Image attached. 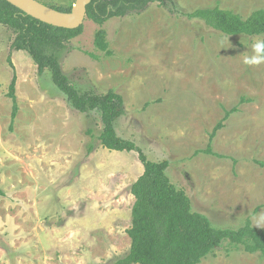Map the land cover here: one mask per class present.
Returning <instances> with one entry per match:
<instances>
[{"label":"rangeland","instance_id":"1","mask_svg":"<svg viewBox=\"0 0 264 264\" xmlns=\"http://www.w3.org/2000/svg\"><path fill=\"white\" fill-rule=\"evenodd\" d=\"M217 4L245 18L264 8V0H161L103 27L87 19L60 63L78 90L123 96L118 135L151 162H169L167 176L194 212L219 229L251 219L264 230L263 37L229 38L186 17ZM100 29L111 56L95 45ZM14 39L0 25V264H115L131 247L139 155L104 148L100 115L73 109L48 71L12 49ZM209 146L218 156L198 154ZM202 264H264V256L226 243Z\"/></svg>","mask_w":264,"mask_h":264},{"label":"trees","instance_id":"2","mask_svg":"<svg viewBox=\"0 0 264 264\" xmlns=\"http://www.w3.org/2000/svg\"><path fill=\"white\" fill-rule=\"evenodd\" d=\"M158 2L161 0H92L87 9V19L103 27L113 18L142 11ZM55 9L63 13L71 12L58 7ZM186 17L229 38L263 37L260 57L264 61V8L253 11L245 18L217 4ZM0 25L15 34L12 49L27 52L40 73L48 71L52 83L67 97L73 109L83 114L95 112L100 115L103 130L97 140L104 148L139 155L144 172L131 187L135 198L132 226L127 232L131 247L115 264H202L207 256L226 243L241 247L248 254L260 253L264 256V230L255 228L251 219L238 230L214 227L205 215L193 211L185 191L172 184L167 176L168 161L151 162L134 142L118 135L116 123L127 113L123 96L113 90L102 95L81 91L71 83L63 72L60 56L68 42L82 35L83 26L67 30L44 24L5 0H0ZM95 45L106 56L112 55L105 30L97 32ZM16 83L14 75L9 87V97L13 101L12 127L18 114ZM235 111L227 112L224 121ZM222 123L214 130L210 140L223 128ZM88 133L91 134L90 131ZM200 153L218 156L210 146L207 150L198 151Z\"/></svg>","mask_w":264,"mask_h":264},{"label":"water","instance_id":"3","mask_svg":"<svg viewBox=\"0 0 264 264\" xmlns=\"http://www.w3.org/2000/svg\"><path fill=\"white\" fill-rule=\"evenodd\" d=\"M26 15L53 27L76 30L87 20V9L92 0H77L70 13H63L38 0H5Z\"/></svg>","mask_w":264,"mask_h":264},{"label":"flooded vegetation","instance_id":"4","mask_svg":"<svg viewBox=\"0 0 264 264\" xmlns=\"http://www.w3.org/2000/svg\"><path fill=\"white\" fill-rule=\"evenodd\" d=\"M39 2H41V3H43V4H45V5H47V6H50V5H48V4H46V3H44V2H42V1H40V0H38ZM50 7H53V6H50ZM53 8H55V7H53ZM58 8H62V9H64V10H66L67 11V9H65V8H63V7H58ZM71 11H72V9H70Z\"/></svg>","mask_w":264,"mask_h":264},{"label":"crops","instance_id":"5","mask_svg":"<svg viewBox=\"0 0 264 264\" xmlns=\"http://www.w3.org/2000/svg\"><path fill=\"white\" fill-rule=\"evenodd\" d=\"M20 53V52H19Z\"/></svg>","mask_w":264,"mask_h":264}]
</instances>
